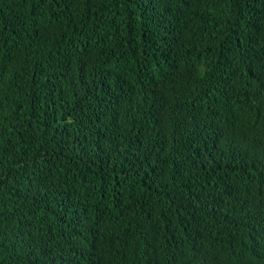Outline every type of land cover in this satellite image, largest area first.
<instances>
[{
    "label": "trees",
    "instance_id": "trees-1",
    "mask_svg": "<svg viewBox=\"0 0 264 264\" xmlns=\"http://www.w3.org/2000/svg\"><path fill=\"white\" fill-rule=\"evenodd\" d=\"M0 264H264V0H0Z\"/></svg>",
    "mask_w": 264,
    "mask_h": 264
}]
</instances>
